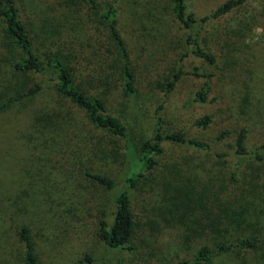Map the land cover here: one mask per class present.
Returning <instances> with one entry per match:
<instances>
[{"label": "rangeland", "instance_id": "374dc122", "mask_svg": "<svg viewBox=\"0 0 264 264\" xmlns=\"http://www.w3.org/2000/svg\"><path fill=\"white\" fill-rule=\"evenodd\" d=\"M186 1L202 17L226 0ZM93 3L16 0L35 52L62 59L75 86L100 98L136 147L151 136L159 114L165 134L183 132L210 149L163 144L156 167L132 191L133 251L108 252L97 231L101 214L113 207L111 192L83 172L108 175L115 192L122 191L124 143L59 96L49 75L12 71L19 50L0 18V264H24L22 227L30 230L41 264H76L86 254L108 263L121 257L131 264H192L201 247L243 238L256 239L258 247L215 254L211 264H264V159L246 156L235 170L242 129L248 149L264 144V0H248L203 27L201 45L213 64L189 53L170 0ZM110 7L129 54L134 97L124 91L120 57L102 17ZM195 68L213 75L210 93L207 102L188 105L205 80L191 74ZM177 70L183 74L166 93ZM37 84L33 99L3 107ZM206 115L212 120L206 129L194 125ZM224 130L226 138L216 141Z\"/></svg>", "mask_w": 264, "mask_h": 264}, {"label": "trees", "instance_id": "16d2710c", "mask_svg": "<svg viewBox=\"0 0 264 264\" xmlns=\"http://www.w3.org/2000/svg\"><path fill=\"white\" fill-rule=\"evenodd\" d=\"M88 1L94 8L93 0ZM171 10L176 20L187 31L185 44L189 53L209 64L215 62L212 54L206 51L200 41V35L203 27L210 21L221 18L230 13L235 8L242 6L248 0H226L215 10L205 16L198 17L195 12L187 7L186 0H170ZM108 21V30L112 41L114 42L121 61V71L123 75V88L127 95L134 97L136 89L134 87V76L130 66L129 54L126 43L117 28V10L114 7L107 8L102 15ZM0 18L4 23V34L6 39L18 50L19 55L12 63V71L22 76L49 75L53 82L54 91L62 98L69 101L86 114L88 121L97 128L110 132L114 137L123 141L126 150V161L128 169L123 174L124 189L115 192L117 182L114 178L100 173L85 170L83 175L92 179L94 182L111 192L110 212H103L98 221L97 238L99 243L108 250V252L118 254L122 252H132L133 236L135 233V220L131 205L132 191L138 185V182L144 177L145 173L152 171L162 155L163 144L169 142L181 146L209 151V144L191 139L183 132H173L165 134L162 129V118L157 114L156 122L153 126L152 134L149 138L141 142L136 147L131 141L126 126L122 121L108 113L103 101L97 97H88L81 89L74 84L71 72L67 64L59 58L45 56L42 59L34 50L31 38L25 24L20 20L19 10L16 0H0ZM181 70H177L166 84L164 91L171 92L179 81ZM194 77H203L204 83L187 103L191 105L196 102L205 103L208 101L210 93V83L212 74H198L196 68L191 73ZM41 85H34L23 91L17 92L11 96L4 104V108L10 107L13 103L24 102V99H33L39 94ZM212 120L206 115L197 120L194 125L206 129ZM228 130L220 132L216 141H222L228 135ZM247 130L242 129L235 141V155L239 157L235 164V170H239L243 165L246 156L260 162L264 159V144L255 149L247 147ZM219 158H224V154H219ZM232 179H236V173L231 172ZM109 217L112 221L109 222ZM19 238L24 247V264H41L36 254L31 232L28 228L22 227L19 231ZM258 247V241L251 238H243L237 241L219 242L213 248L204 246L194 255L192 264H211L212 258L218 253H227L237 248L255 249ZM76 264H131L121 257L113 259L111 262L102 261L93 254H86Z\"/></svg>", "mask_w": 264, "mask_h": 264}]
</instances>
